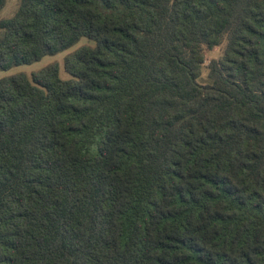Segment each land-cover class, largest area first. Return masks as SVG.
<instances>
[{"label":"trees","instance_id":"1","mask_svg":"<svg viewBox=\"0 0 264 264\" xmlns=\"http://www.w3.org/2000/svg\"><path fill=\"white\" fill-rule=\"evenodd\" d=\"M82 38L0 78V264H264V0H17L0 71Z\"/></svg>","mask_w":264,"mask_h":264},{"label":"rangeland","instance_id":"2","mask_svg":"<svg viewBox=\"0 0 264 264\" xmlns=\"http://www.w3.org/2000/svg\"><path fill=\"white\" fill-rule=\"evenodd\" d=\"M17 4V0H8L7 5L5 6V8L2 10V12L0 13V17L1 16H8L10 14H12V12L14 11L15 7ZM87 43V39L86 38H82L78 43H76L75 45H73L72 47L53 54V55H46L43 56L40 60L35 61L33 63L30 64H22V65H18V66H14L10 69L7 70H2L0 71V78L4 77V76H9L12 74H18V73H26L28 75H31L32 73L39 71L40 69L51 65V64H58L59 65V74L63 79H69L71 77V75L65 70V66H64V57L66 56V54H68L69 52L75 50L77 47H79L82 44ZM221 52V46H216L213 49H207L205 51V66L203 69V74L202 77L205 78L206 77V73H207V69H206V65L209 63V61L212 58H217L219 56Z\"/></svg>","mask_w":264,"mask_h":264}]
</instances>
